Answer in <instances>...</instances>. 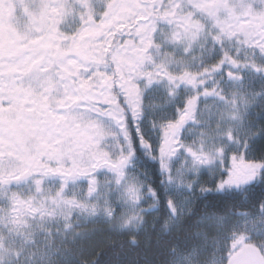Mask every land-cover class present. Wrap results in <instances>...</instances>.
<instances>
[{"label": "snow or ice", "instance_id": "1", "mask_svg": "<svg viewBox=\"0 0 264 264\" xmlns=\"http://www.w3.org/2000/svg\"><path fill=\"white\" fill-rule=\"evenodd\" d=\"M149 216L195 229L164 264H264V0H0V264Z\"/></svg>", "mask_w": 264, "mask_h": 264}, {"label": "trees", "instance_id": "2", "mask_svg": "<svg viewBox=\"0 0 264 264\" xmlns=\"http://www.w3.org/2000/svg\"><path fill=\"white\" fill-rule=\"evenodd\" d=\"M192 231L195 229H189L185 224L183 229L176 227L166 235L156 219L150 222L147 232L139 235L112 231L100 224L86 249L80 255L75 252L74 256L79 264H164L169 243L182 241ZM132 235L136 237L135 246L131 243Z\"/></svg>", "mask_w": 264, "mask_h": 264}, {"label": "rangeland", "instance_id": "3", "mask_svg": "<svg viewBox=\"0 0 264 264\" xmlns=\"http://www.w3.org/2000/svg\"><path fill=\"white\" fill-rule=\"evenodd\" d=\"M153 219L157 220V217L154 216H149L146 217V223H144L140 228L133 230L131 233L134 234H144L145 232L148 231L150 222L153 221ZM100 224H103L106 226L109 230L112 231H119L118 228L114 227L113 225L105 224V223H97L96 225H92L91 223L85 224L82 229V237L74 245H72L73 253H79V255L86 249L88 241L91 239V237L94 235L96 228L100 226Z\"/></svg>", "mask_w": 264, "mask_h": 264}]
</instances>
